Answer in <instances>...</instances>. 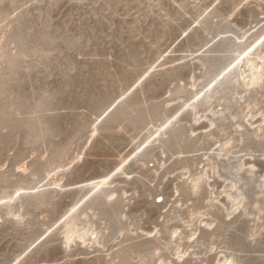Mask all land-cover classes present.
<instances>
[{"label": "rangeland", "instance_id": "obj_1", "mask_svg": "<svg viewBox=\"0 0 264 264\" xmlns=\"http://www.w3.org/2000/svg\"><path fill=\"white\" fill-rule=\"evenodd\" d=\"M202 8L238 25L264 17V0H0V186L29 181L32 172L46 180V167L67 148L59 184L22 191L26 222L0 217V264H104L96 249L76 245L67 251L56 228L45 231L96 180L126 189L132 196L126 212L141 215L145 229L159 220L166 202L156 194L171 198L177 178L158 171L165 156L159 142L172 146V132L187 126L200 135L207 125L202 121L212 117L196 120L182 99L167 102V126L137 148L151 120L137 105L159 102L148 109L154 110L174 81L199 73L196 45L207 38L196 19ZM42 93L49 96L45 126L37 123L38 112L31 130L28 119ZM37 129L51 135L31 144ZM242 137V145L253 141L252 133ZM246 162L264 169L256 157ZM254 172L241 173L248 178ZM37 194L42 206L31 200Z\"/></svg>", "mask_w": 264, "mask_h": 264}, {"label": "bare ground", "instance_id": "obj_2", "mask_svg": "<svg viewBox=\"0 0 264 264\" xmlns=\"http://www.w3.org/2000/svg\"><path fill=\"white\" fill-rule=\"evenodd\" d=\"M205 13L206 8H202L196 14L207 35L196 45V48L200 45L197 49L199 73L186 81H174L166 100L154 110L148 111L159 102L150 107L144 103L137 105L138 110L143 109V115L151 119L144 124V137L136 144L137 148L169 122L163 111L167 102L182 99L191 106L189 114L192 111L196 120L211 114L212 118L206 117L202 121H207V125L200 135L187 126L172 132V146H166L165 142L158 144L165 155L158 164L162 178L170 173L177 175L174 195L162 201L166 204L159 220L147 230L141 215L127 214L126 207L132 196L126 189L96 180L98 190L91 189L93 182L54 223L45 226V231L57 229L67 251L76 245L96 249L104 264H160L161 261L171 264H261L250 252L259 246L260 258L264 257V169L258 172L255 164L246 160L256 157L257 164L264 163L260 159L264 157V43L260 42L264 37V17L257 15L248 25H238L227 21L220 12ZM1 31L0 61L5 48L2 45L4 32ZM215 43L218 45L212 49ZM221 73L223 76L217 80ZM36 104L28 119L31 130L35 128V117L42 108L41 103ZM133 117L129 120L136 123ZM138 119L143 121L142 116ZM37 120L45 126L39 113ZM242 132L252 133L253 141L242 145ZM44 135L37 129L29 142L36 144L41 140L40 144ZM227 143L231 144L230 148L224 147ZM66 155L67 148L56 154L45 169L44 181L32 172L29 181L0 186V217L12 219L17 224L25 223L29 214L25 211L22 191H30L42 184H59ZM25 164L22 162L20 167L26 169ZM250 164L255 168V177H242V171H235L243 167L244 171L252 172L248 167ZM231 165L234 166L232 171L228 170ZM219 179L222 183L218 186L216 180ZM252 181H256L255 185ZM233 184L236 185L235 192ZM194 187L197 190L194 191ZM160 195L161 192L156 194V198ZM109 196L115 199H109ZM31 200L38 206L44 204L41 194L32 196ZM237 200H240L238 209ZM151 232L156 234L147 235ZM173 233L178 235L173 237ZM235 235H242V238L237 239Z\"/></svg>", "mask_w": 264, "mask_h": 264}, {"label": "snow or ice", "instance_id": "obj_3", "mask_svg": "<svg viewBox=\"0 0 264 264\" xmlns=\"http://www.w3.org/2000/svg\"><path fill=\"white\" fill-rule=\"evenodd\" d=\"M216 2L219 3L220 0H216ZM244 3H247V0H244ZM243 6H244V4L242 3V4L239 5V7L235 8L234 10H232V15H235V13H236L237 11H239V8H240V7H243ZM228 19H231V16H229ZM260 42H261V43H264V37L261 38V41H260ZM249 51H251V49H249ZM245 55H247V53H245ZM222 76H223V73H221L219 76H217L216 79L219 80ZM215 82H216V81L214 80L213 83H215ZM209 87H211V85H209ZM203 94H204V93H201L200 95H203ZM197 99H199V96L197 97ZM166 126H167V125H166ZM218 147H219V145H218ZM224 147H225V148H230V147H231V144H230V143H227V144L224 145ZM253 159H254V158H253ZM261 159H264V157H261ZM248 167H249L253 172L255 171V168H254L253 165L250 164V165H248ZM117 171H119V169H117ZM235 171H237V172H241V171H244V168H243V167H239V168H236ZM108 179H110V178H108ZM129 179H131V177H129ZM100 183H102V184H103V183H107V180L102 181V182H100ZM198 184H199V181H197V185H198ZM91 189H92V190H98L97 185H96L95 182H94L93 185L91 186ZM193 190H194V191L197 190L196 187H194ZM232 190H233L234 192L236 191V185H235V184L232 185ZM17 195H19V193H17ZM177 195H178V193H177ZM85 198H87V197H85ZM109 199H115V197H114V196H109ZM157 199H158L159 201H164L165 197H164L163 195H160V196L157 197ZM241 200H242V197H241ZM235 203H236V205H237V209H238V207L240 206V200L235 201ZM237 209H233V211H235V210H237ZM72 211H75V208H74ZM65 219H67V217H65ZM155 234H156L155 232H151V233H148L147 235H155ZM177 235H178V233H173V237H175V236H177ZM192 238L195 239V237H192ZM157 255H159V253H157ZM178 258H179V259H183L182 256H179ZM160 264H171V262H170V261H168V262L161 261Z\"/></svg>", "mask_w": 264, "mask_h": 264}, {"label": "water", "instance_id": "obj_4", "mask_svg": "<svg viewBox=\"0 0 264 264\" xmlns=\"http://www.w3.org/2000/svg\"><path fill=\"white\" fill-rule=\"evenodd\" d=\"M48 98H49V96L47 95V94H45V93H42L41 95H40V97L38 98V99H36V101H35V103H34V105L36 104V103H41L42 104V108L40 109V112H39V117H40V119H41V121L44 123V120H43V112H44V110H46V107L48 106ZM123 105V104H122ZM122 107V106H121ZM139 109H140V106H139ZM10 117V116H9ZM8 117V118H9ZM131 121V120H130ZM131 122H133V121H131ZM24 124H25V126H26V128H27V133H28V130H29V126H28V123H27V121L25 120L24 121ZM51 135V131H50V129L48 130L47 129V131H46V133H45V135H44V138H43V141L48 137V136H50ZM26 137H27V134H26ZM78 137V134L76 135V138ZM261 159V158H260ZM261 160H264V159H261ZM250 255L253 257V258H255V259H257L258 260V262H260L261 264H264V257L261 259L260 258V256H261V253L259 252V246H257V247H255V248H253V249H251V252H250Z\"/></svg>", "mask_w": 264, "mask_h": 264}]
</instances>
